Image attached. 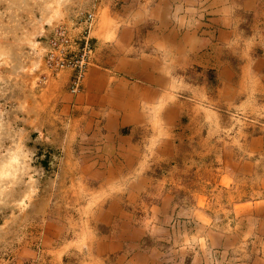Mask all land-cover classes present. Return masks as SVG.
Wrapping results in <instances>:
<instances>
[{
  "label": "rangeland",
  "instance_id": "374dc122",
  "mask_svg": "<svg viewBox=\"0 0 264 264\" xmlns=\"http://www.w3.org/2000/svg\"><path fill=\"white\" fill-rule=\"evenodd\" d=\"M53 1L0 0V264H53L58 256H64V264H79L84 239L73 232L83 231V219L104 198L99 185L105 180L95 178L84 162L93 147L74 131L72 113L46 88L58 74L46 64L49 36L66 28L78 42L90 14L92 32L100 28L102 34L115 27L128 30L133 19L145 29L154 25L143 20L156 0H63L60 6ZM106 17L110 25L101 28ZM250 21L260 30L262 43L252 53L264 72V0ZM262 84L257 78L239 87L244 95L259 96ZM206 100H189L196 103L185 110L191 112L170 116L171 155L166 163L156 161V183L128 204L137 208L132 212L139 220L141 248L164 259L178 242L205 246L210 264L264 261V210H258L264 202V94L250 106V99L239 106L237 100L232 109L226 102L214 104L217 114L207 109ZM197 134L203 142L195 140ZM162 172L176 175L165 182ZM243 203L249 206L245 212L237 206ZM200 229L206 231L204 241L192 235ZM71 251L74 259L68 257Z\"/></svg>",
  "mask_w": 264,
  "mask_h": 264
},
{
  "label": "crops",
  "instance_id": "0c3cea01",
  "mask_svg": "<svg viewBox=\"0 0 264 264\" xmlns=\"http://www.w3.org/2000/svg\"><path fill=\"white\" fill-rule=\"evenodd\" d=\"M155 2L143 20L154 25L146 29L133 19L125 31L116 27L110 28V34H102L100 28L91 31L94 52L79 91L71 89L75 74L71 69L59 72L46 86L57 104L72 113L74 131L93 147V156L84 158L87 168L91 165L95 178L105 180L99 185L102 203L90 208L83 231L73 232L75 238L84 239L79 264H141V258L144 264H210L205 246L178 242L166 258H152L153 249L141 248L143 236L132 212L137 208L129 205L156 183V161L166 163L164 159L171 155L175 126L170 116L191 112L185 110L198 98L207 99V109L217 114L214 104L226 102L227 109H232L237 100L239 106L240 101L245 105L250 99V106L264 94L263 84L259 96L254 92L244 95L239 87L253 84L257 78L264 82L262 64L252 53L262 43L260 30L250 21L258 15L260 0ZM181 94L185 100L178 98ZM150 131L151 139L146 137ZM145 139L150 145H142ZM162 173L165 182L176 175ZM259 204L258 210H264V202ZM237 206L243 212L249 207L247 203ZM234 225L233 231L238 233ZM202 232L206 231L200 229L192 235L204 241ZM75 255L71 251L68 257L74 259ZM63 257L54 258L53 264H64Z\"/></svg>",
  "mask_w": 264,
  "mask_h": 264
},
{
  "label": "built area",
  "instance_id": "2783aa9c",
  "mask_svg": "<svg viewBox=\"0 0 264 264\" xmlns=\"http://www.w3.org/2000/svg\"><path fill=\"white\" fill-rule=\"evenodd\" d=\"M95 16L90 14L89 24L83 36L76 40L75 36L66 28H57L49 36V49L46 53V64L51 73H59L65 69L74 71L72 90L79 91L91 57L94 52L90 33Z\"/></svg>",
  "mask_w": 264,
  "mask_h": 264
},
{
  "label": "bare ground",
  "instance_id": "6f19581e",
  "mask_svg": "<svg viewBox=\"0 0 264 264\" xmlns=\"http://www.w3.org/2000/svg\"><path fill=\"white\" fill-rule=\"evenodd\" d=\"M63 0H58V2H59V5L58 6H60V2H62ZM54 2V1H53ZM55 2H56V0H55ZM54 2V3H55ZM50 4V3H49ZM52 4V3H51ZM54 5V4H53ZM50 6V5H49ZM45 7V6H44ZM45 9V8H44ZM48 11V10H47ZM59 11V8L57 7L56 8V10L54 11L55 12V14H56V12H57V14L59 13L58 12ZM51 12V11H50ZM48 14V13H47ZM107 14V13H106ZM51 15V14H50ZM48 16V15H47ZM105 16V15H104ZM53 17V16H52ZM47 19L49 20V18L47 17ZM113 21V20H112ZM110 25V19L108 18V17H106L105 19H104V21L102 22L101 21V28H106V27H108ZM104 32V31H103ZM18 154V153H17ZM19 155V154H18ZM14 156H16V155H14ZM20 159V158H19ZM18 160V159H17ZM17 162V161H16ZM10 169V168H9ZM9 172V171H8Z\"/></svg>",
  "mask_w": 264,
  "mask_h": 264
}]
</instances>
